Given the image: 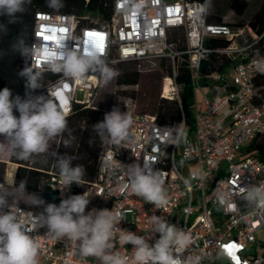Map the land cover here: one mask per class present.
<instances>
[{"label": "built area", "instance_id": "built-area-1", "mask_svg": "<svg viewBox=\"0 0 264 264\" xmlns=\"http://www.w3.org/2000/svg\"><path fill=\"white\" fill-rule=\"evenodd\" d=\"M207 6L208 0H114L109 19L100 25L83 23L84 17L72 13H34L30 50L36 49V54L30 52V67L56 74L37 96L52 98L67 110L66 116L76 103L90 106L89 96L104 77L87 72L84 78L72 79L62 71L53 72L46 52L61 43L67 51L78 53L89 41L94 43L103 55L99 62H90L89 69L168 59L172 73L164 78L160 95L178 102L181 85L175 81L176 64L186 56L193 92L192 128L184 119L165 126L150 113L129 111L133 123L127 137L118 144L106 137L95 179L86 182L82 192L86 199L94 198L85 214L108 209L117 217L110 241L114 247L107 254L131 256L133 245L120 240L129 232L154 245L160 238L154 231L153 218L158 217L190 236L191 243L180 253L174 252L184 264H264V237L260 236L264 231V160L249 152L254 140H264V98L255 85V78L264 73V34L258 35L249 26L245 30L207 23ZM179 29L184 33L183 49L168 41ZM208 37L224 38L228 44L207 48ZM212 51L225 54L234 64L226 71L203 75L201 62ZM136 166L163 181L166 205L157 207L132 192L129 184ZM6 173L13 176L14 171ZM44 173L57 207L84 183L64 185L58 170ZM10 184L7 176L0 179V197L4 198ZM5 201L0 210L16 212L31 230L44 264H102L98 258L80 256L79 242L55 239L41 224L34 226L29 214L40 216L39 207Z\"/></svg>", "mask_w": 264, "mask_h": 264}, {"label": "clouds", "instance_id": "clouds-1", "mask_svg": "<svg viewBox=\"0 0 264 264\" xmlns=\"http://www.w3.org/2000/svg\"><path fill=\"white\" fill-rule=\"evenodd\" d=\"M31 0H0V14L15 16L17 12H25L24 4ZM59 5V0H51L49 6ZM62 6V5H59ZM63 39V38H62ZM23 44V41H21ZM46 47V46H45ZM36 54V49L24 47L23 55ZM103 53L92 42H88L84 51H67L66 44L61 43L55 50H48L46 58L53 72L62 71L72 79L84 78L90 62H99ZM109 78L115 75L113 69L104 70ZM21 76L26 77V87L35 90L40 88L41 73L25 67ZM14 111L19 115H15ZM66 109L52 98L44 96L13 97L8 88L0 90V152H7L19 160H29L34 154L45 153L49 142L62 135L67 129ZM133 123L130 115H121L118 110L106 114L103 122L94 125L101 133L107 131L113 143L124 140ZM103 138V136H102ZM67 146V142H65ZM74 158V157H73ZM70 159L61 156L58 160L60 177L64 185L79 183L84 175L83 166L70 167ZM129 187L132 192L143 197L157 207L167 204L164 195L163 181L150 170L134 167ZM25 188L21 181L20 190ZM6 201L0 197V209ZM89 203L83 195H74L61 201L59 207L49 204L45 213L29 219L33 225H46L55 239L69 238L79 242V255L98 258L102 264H184L178 253L184 250L191 238L175 226L154 217V231L160 238L154 245L133 233H125L120 237L124 244L133 245L131 256L119 253L107 254L106 250L114 247L110 241L114 238L117 217L108 209L92 211L85 214ZM264 205V200L261 201ZM30 229L21 221L16 212L0 210V264H39V245L29 233ZM177 253V254H174Z\"/></svg>", "mask_w": 264, "mask_h": 264}, {"label": "trees", "instance_id": "trees-1", "mask_svg": "<svg viewBox=\"0 0 264 264\" xmlns=\"http://www.w3.org/2000/svg\"><path fill=\"white\" fill-rule=\"evenodd\" d=\"M114 0H59V5L50 7L51 0H31L25 3V12H17L15 16L0 14V90L5 87L10 89L13 97L19 96L21 99L29 96H37V92L42 89L50 80H53L56 74L46 71L33 69L34 72L41 73V87L31 90L26 87V77L20 75L25 67H30L29 55H23L24 47L30 49L32 40V24L33 16L36 11L52 12V13H72L77 16L84 17L83 23L100 25L107 21L111 15ZM226 7L233 10L235 14L241 15L246 7L247 0H225ZM225 9L219 4L218 0H208L207 12L205 20L211 24H228L230 26L240 24H230L223 21ZM91 17H98L99 21L90 20ZM247 25L252 28L258 35L264 34V0L258 9L251 15ZM181 31L183 44L178 49L184 48V33L182 29L174 30L171 34L173 39L177 37V32ZM171 36V35H170ZM23 41V44H21ZM169 42L173 40L169 37ZM228 41L221 37H208L205 39V47L210 49L224 47ZM180 62L176 64L175 81L181 85L180 101L176 99L158 98L154 96L151 101L152 115L155 116L158 123L170 126L174 122L184 119L188 128H192L193 123V92L190 86L189 70L185 61L186 56H182ZM168 59L160 58V66ZM137 62V61H130ZM123 63H117L115 66H121ZM234 62L225 54L218 52H209L206 59L201 62V73L207 75L212 71H226ZM114 65L102 64L96 65L88 70L89 73L96 74L99 78H103L106 72L105 68L113 69ZM165 73L171 75V65L165 66ZM161 76H164L161 75ZM140 79V74L136 69L123 70L116 75L115 83L117 85H135ZM205 83V80H203ZM255 85L258 92L264 98V73L259 74L255 78ZM15 115H19L14 111ZM106 114L98 108L84 106L83 104H74L73 111L67 116V129L69 134L65 132L60 135V141H66L69 148L70 167L83 166L84 175L80 179L84 183V189L78 188L76 195H82L87 188L86 182L91 183L95 179L97 161L101 144L108 136L106 130L101 133L94 128V125L103 122ZM122 115V114H121ZM65 130V131H66ZM103 136V138H102ZM3 138V137H0ZM4 139V138H3ZM250 153H255L261 160H264V140H254L250 145ZM74 157V158H73ZM32 158L29 160H19L9 155V161L17 164L14 172L13 187L20 189L21 181L25 182V191L38 192L41 198L52 201L57 205V199L54 191H52L43 181V172L41 170L30 167ZM6 164L0 161V179L5 177ZM59 171V169H58ZM93 198V197H92ZM89 203L91 199L89 197ZM94 200V198H93ZM88 203V204H89ZM88 207V206H87ZM41 210V209H40ZM41 213L46 215L41 210ZM48 229L46 225L42 226V230Z\"/></svg>", "mask_w": 264, "mask_h": 264}, {"label": "rangeland", "instance_id": "rangeland-1", "mask_svg": "<svg viewBox=\"0 0 264 264\" xmlns=\"http://www.w3.org/2000/svg\"><path fill=\"white\" fill-rule=\"evenodd\" d=\"M219 4L225 9L223 21L230 24H240L232 27H244L246 30L247 22L251 15L258 9L261 0H247V7L241 15L235 14V12L226 7L225 0H218ZM90 20L98 22V17H91ZM173 40V45L178 48V46L183 44L181 31L177 32V37ZM179 62L181 59L178 60ZM169 61H165L164 65L168 66ZM116 65V64H110ZM165 66H160V58H154L152 60H142L139 62H126L121 66H115V75L109 78L107 73L104 75V80L100 85H98L89 96L90 107L98 108L105 112L111 113L113 110H118L120 114H128L129 111L132 113H152L151 101L154 96L160 95L164 78L169 75L165 73ZM110 69V68H109ZM136 69L140 74V79L135 85H117L115 83L116 75L123 70ZM164 76H161L163 75ZM86 82H83L85 86ZM86 91V90H85ZM178 93H181V89H178ZM80 98H83V93L79 94ZM164 98V97H162ZM65 134H69V130L65 131ZM0 140H3L1 138ZM65 142L60 141V136L55 137L49 142V149L45 153L34 154L30 167L41 170L43 172L42 179L45 182L47 174L44 171H57L58 160L61 156L70 157L69 146L65 145ZM102 146V144H101ZM0 161L5 162L6 169L9 161V155L7 152H0ZM44 170V171H43ZM6 171H9L6 170ZM5 171V175H6ZM85 186L80 185V189H84ZM91 202H93L92 195H89ZM4 199L7 201L15 202L24 206H34L39 207L43 212H45L46 207L50 204H55L52 201H47L40 197L38 192H28L21 191L20 189L13 187V182L6 186L4 190ZM86 207L85 211H87ZM261 237H264V231L260 233ZM39 264H44V262L38 258Z\"/></svg>", "mask_w": 264, "mask_h": 264}, {"label": "crops", "instance_id": "crops-1", "mask_svg": "<svg viewBox=\"0 0 264 264\" xmlns=\"http://www.w3.org/2000/svg\"><path fill=\"white\" fill-rule=\"evenodd\" d=\"M1 139V138H0ZM16 167H17V164H15V163H12V162H8V165H7V169L6 170H13L14 172H15V170H16ZM5 176H7V178L9 179V181L11 182H13V178H14V174H13V176H12V174L10 175V174H8L7 175V173H6V175Z\"/></svg>", "mask_w": 264, "mask_h": 264}, {"label": "snow or ice", "instance_id": "snow-or-ice-1", "mask_svg": "<svg viewBox=\"0 0 264 264\" xmlns=\"http://www.w3.org/2000/svg\"><path fill=\"white\" fill-rule=\"evenodd\" d=\"M67 87V86H66Z\"/></svg>", "mask_w": 264, "mask_h": 264}]
</instances>
